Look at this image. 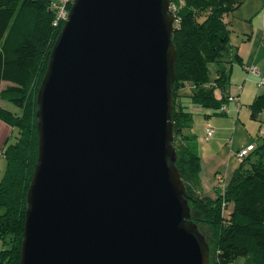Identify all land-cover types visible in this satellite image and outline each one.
I'll list each match as a JSON object with an SVG mask.
<instances>
[{"label": "water", "instance_id": "obj_1", "mask_svg": "<svg viewBox=\"0 0 264 264\" xmlns=\"http://www.w3.org/2000/svg\"><path fill=\"white\" fill-rule=\"evenodd\" d=\"M171 0H74L40 85L20 264H210L176 165Z\"/></svg>", "mask_w": 264, "mask_h": 264}, {"label": "trees", "instance_id": "obj_2", "mask_svg": "<svg viewBox=\"0 0 264 264\" xmlns=\"http://www.w3.org/2000/svg\"><path fill=\"white\" fill-rule=\"evenodd\" d=\"M244 1L183 0L175 13L176 165L188 189L193 221L205 235L210 232L209 244L214 245L210 264H233L239 257L244 264H264V141L240 162L226 186L218 182L224 189L213 199L199 190L202 158L189 134L195 111L219 113L227 101L229 95H218L229 85L225 68L213 80L210 64H221L230 54L231 31L225 16ZM51 2L0 0V121L11 128L0 151L6 160L0 180V264L21 262L28 192L38 161L37 97L62 30L54 25ZM251 107L254 115L263 112L264 95Z\"/></svg>", "mask_w": 264, "mask_h": 264}, {"label": "crops", "instance_id": "obj_3", "mask_svg": "<svg viewBox=\"0 0 264 264\" xmlns=\"http://www.w3.org/2000/svg\"><path fill=\"white\" fill-rule=\"evenodd\" d=\"M263 39L264 29L262 30L261 44L259 45L258 43L255 52L252 54L250 51V53H247V55H241L242 62L239 65L236 64L232 66L231 70L227 71V69L225 68L229 85L230 82H233L235 80H238V84L236 86H232L233 88L228 85L230 88L227 86L225 90H222V92H218V95L224 97L228 95H235L239 99L240 106L238 107L236 102H230L225 100L223 101V104L227 105L226 112L213 113L214 111L212 109H204V111H198L203 113L205 117L204 141H206L207 143H202L200 142V140L198 141V138L200 136L198 130H189V134L193 137L192 143L196 146L202 158L203 167L200 175L199 190L204 196H208L213 199L216 198L217 193L224 189L222 186L218 185V182L222 181L226 186L236 170V167L232 165L233 155L236 156V153L241 148L246 147L249 144L255 143L257 145V138L254 140V142H251L248 136L243 142L239 144H234L233 141H235L236 139H233L232 137L229 138L228 132L231 129V126H229L231 122L234 124L239 123L240 113L244 106L248 105L250 108H252L251 105L261 95H264V87L258 86V78L253 74L248 73L245 69V65L257 64L264 73V57H262V52H264ZM251 115L252 118H254L255 116H259V114L254 115L253 111ZM220 116H223L224 119H219ZM222 120H224V123H222ZM208 122L211 123V125L215 128L216 132L212 138L206 140V126ZM223 130H225L226 133H224ZM10 133L11 128L7 124L0 121V142H2L0 144V151L2 149L1 146L4 145ZM196 138L198 145L196 142ZM229 139L232 146L226 148Z\"/></svg>", "mask_w": 264, "mask_h": 264}, {"label": "rangeland", "instance_id": "obj_4", "mask_svg": "<svg viewBox=\"0 0 264 264\" xmlns=\"http://www.w3.org/2000/svg\"><path fill=\"white\" fill-rule=\"evenodd\" d=\"M225 19L228 22L229 29L231 31L230 33L231 41L229 46L230 54L227 56L226 61L222 62L221 64H219L218 62L210 64V75L213 80H215V78L217 77L219 69L224 67L227 69V71L231 70L232 66L236 64L239 65L242 62L241 55L243 54L247 55V53H250V51L253 54L255 52L256 47L258 46V43L259 45L261 44L262 30L264 29V0H245L243 4L240 7H238L234 12L226 15ZM237 56H239L240 58ZM262 57H264V52H262ZM6 84L8 83L6 82L5 85ZM237 84H238V80H235L233 82H230L229 86L233 88L232 86H236ZM189 86L190 85L186 84L184 89L187 93L191 91L189 89ZM4 105H9L12 108L15 107L12 103L9 102L8 104H6L5 102ZM251 113H252V108H250L248 105H245L240 113L239 123L234 124L231 122L229 124V126H231V129L228 132V137L229 138L232 137L233 139H236L235 140L236 142L233 141L234 144H239L243 142L247 138V136L250 138L251 142H254V140L257 138V144L261 145L263 143L264 136L261 137L260 129H261V123L264 121V112L259 113V116L258 117L255 116L254 118H252ZM220 117L219 119H224L223 116ZM250 120H252L253 122ZM204 122H205V117L203 113L195 111L190 130L191 131H193V129L198 130V133L200 135L198 141L200 140V142L202 143H207L206 141H204L205 140ZM222 123H224V120H222ZM223 131L224 133H226L225 130ZM15 135L16 132L14 136L10 139L11 142L15 141ZM196 142H197V138H196ZM1 143L2 142H0V144ZM229 146H232V144L230 143V139L227 142L226 148H228ZM232 165H234L236 169L240 165V161L237 159L235 155H233L232 157ZM5 169H6V160L2 156H0V180L3 176ZM201 233L206 237V240L209 243L210 232L207 231L206 235L202 231ZM0 244H1L0 247L1 250L3 248L2 240H0ZM213 248L214 245L212 246L210 245V251ZM211 255L213 254L211 253ZM244 262H245L244 258L239 257L233 264H244Z\"/></svg>", "mask_w": 264, "mask_h": 264}, {"label": "built area", "instance_id": "obj_5", "mask_svg": "<svg viewBox=\"0 0 264 264\" xmlns=\"http://www.w3.org/2000/svg\"><path fill=\"white\" fill-rule=\"evenodd\" d=\"M183 0H171L170 10L174 14L179 10L180 5ZM74 0H52L51 9L55 13L54 25L57 28H63L66 21L69 19L70 10L72 7ZM176 16V15H175ZM178 21V20H176ZM264 43V40H263ZM245 69L248 73L253 74L258 78V86L264 87V73L261 68L257 64H248L245 65ZM227 101L236 102L238 107L240 106L239 99L235 95H229ZM220 112L227 111V105L222 104L219 108ZM264 112V111H263ZM215 128L211 125V123H207L206 126V140L212 138L215 135ZM261 137L264 136V121L261 123L260 129ZM256 148V144H249L246 147L241 148L237 153L236 157L241 162L247 155H249Z\"/></svg>", "mask_w": 264, "mask_h": 264}]
</instances>
